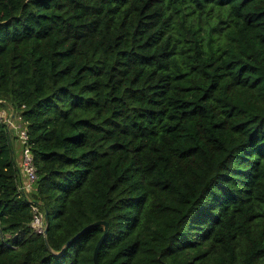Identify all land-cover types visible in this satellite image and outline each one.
I'll return each instance as SVG.
<instances>
[{
    "label": "trees",
    "instance_id": "obj_1",
    "mask_svg": "<svg viewBox=\"0 0 264 264\" xmlns=\"http://www.w3.org/2000/svg\"><path fill=\"white\" fill-rule=\"evenodd\" d=\"M0 264H264V0H0Z\"/></svg>",
    "mask_w": 264,
    "mask_h": 264
},
{
    "label": "built area",
    "instance_id": "obj_2",
    "mask_svg": "<svg viewBox=\"0 0 264 264\" xmlns=\"http://www.w3.org/2000/svg\"><path fill=\"white\" fill-rule=\"evenodd\" d=\"M0 124L6 125L11 136L20 140L22 144L21 158H22V168L20 172L19 187L18 190L26 194L30 191L31 185L36 181V168L33 163V157L31 154L30 146L28 145V135L27 132L22 129L21 125L16 122L14 118L13 121L10 120L9 109L0 110ZM32 211V222L30 227L36 234L42 235L44 229L43 214L39 211L37 205L32 203L30 205Z\"/></svg>",
    "mask_w": 264,
    "mask_h": 264
},
{
    "label": "water",
    "instance_id": "obj_3",
    "mask_svg": "<svg viewBox=\"0 0 264 264\" xmlns=\"http://www.w3.org/2000/svg\"><path fill=\"white\" fill-rule=\"evenodd\" d=\"M9 116H10V120L13 121V119L15 118L14 116V111L13 109L9 108ZM43 221H44V229H43V239H44V244L47 248V250L53 255V256H60L64 253V251L70 246L71 243H73L75 240H77L81 235H83L86 231H88L91 228L94 227H101L103 230V233L101 235V237L99 238V240L97 241L95 247H94V251H93V255H92V260H93V264H98V252H99V248L101 246V244L103 243V241L105 240V238L108 235L109 232V226L108 223L105 221H97L94 223H91L89 225H87L86 227H84L80 232H78L77 234H75L72 238H70L68 241H66V243H64L61 247V249L59 251L53 250L48 243L47 240V230H48V220H47V214L44 213L43 214ZM158 264H168L165 262H162L161 260H159Z\"/></svg>",
    "mask_w": 264,
    "mask_h": 264
},
{
    "label": "rangeland",
    "instance_id": "obj_4",
    "mask_svg": "<svg viewBox=\"0 0 264 264\" xmlns=\"http://www.w3.org/2000/svg\"><path fill=\"white\" fill-rule=\"evenodd\" d=\"M16 122L18 123L17 119H16ZM12 146H13V150H14L15 161L17 163V166L21 170V168H22V158H21L22 144H21L20 140H18L12 136Z\"/></svg>",
    "mask_w": 264,
    "mask_h": 264
}]
</instances>
